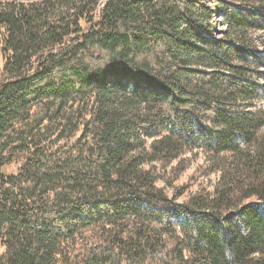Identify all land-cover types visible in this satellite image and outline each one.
Segmentation results:
<instances>
[{
  "label": "trees",
  "instance_id": "obj_1",
  "mask_svg": "<svg viewBox=\"0 0 264 264\" xmlns=\"http://www.w3.org/2000/svg\"><path fill=\"white\" fill-rule=\"evenodd\" d=\"M216 1L0 0V264H264V0Z\"/></svg>",
  "mask_w": 264,
  "mask_h": 264
},
{
  "label": "rangeland",
  "instance_id": "obj_2",
  "mask_svg": "<svg viewBox=\"0 0 264 264\" xmlns=\"http://www.w3.org/2000/svg\"><path fill=\"white\" fill-rule=\"evenodd\" d=\"M214 1L215 2L212 4V7L216 8L218 6V2L216 0ZM212 25L215 27L218 35H221L225 30V27L219 22V17L215 16L213 18ZM257 35L259 40L258 43H260V46L264 47V31H259ZM261 70H264V66L261 67ZM206 164V158L202 153L197 155V157H191L187 167L181 173H177V179H175L172 184H168V192L173 194L177 191L175 186H182L183 194L179 196L178 200H183L187 193L195 191L200 184L206 186L208 189H212L214 183L219 177V172H208ZM175 173L176 172H170L172 176H175Z\"/></svg>",
  "mask_w": 264,
  "mask_h": 264
}]
</instances>
